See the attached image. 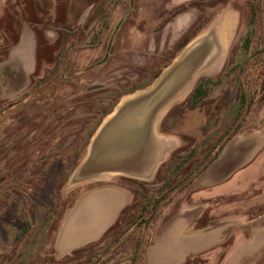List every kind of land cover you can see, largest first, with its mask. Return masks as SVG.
<instances>
[{
    "label": "rangeland",
    "instance_id": "obj_1",
    "mask_svg": "<svg viewBox=\"0 0 264 264\" xmlns=\"http://www.w3.org/2000/svg\"><path fill=\"white\" fill-rule=\"evenodd\" d=\"M105 1L0 0V264H143L151 238L181 248V238L190 235L179 228L174 237L177 224L185 223L180 218L195 220L196 235L224 225L240 228L244 235L235 238L233 247L248 246L242 264H264V0H227L214 10L198 0L175 16L174 8L187 0H119L99 46L82 48L96 20L88 24V18L96 9L109 8ZM212 11L216 14L205 31L222 39L223 54L188 88L199 89L187 103L193 109L181 118L176 112L168 115L162 123L182 140L178 155L193 157L176 177L156 173L149 180H121L133 195L126 221L85 250L58 255L53 240L60 219L90 185L72 171L93 115L87 110L89 99L101 94L99 102L109 107L117 93L166 65L164 58L191 39L196 21L209 22ZM57 64L61 70L53 72ZM50 69L54 90L21 98ZM94 84L102 87L97 94L88 91ZM238 132L241 138L225 142L221 152L222 137ZM217 150L220 155L201 174L209 187L200 195H234L240 202L209 200L184 214L168 211L154 230L153 221L140 228L138 211L146 198L165 195L159 216L172 205L190 202L188 172L198 173ZM233 230L218 245L216 261L200 253L184 264L218 262ZM169 249L176 251L174 245ZM148 259L160 264L154 249Z\"/></svg>",
    "mask_w": 264,
    "mask_h": 264
},
{
    "label": "crops",
    "instance_id": "obj_2",
    "mask_svg": "<svg viewBox=\"0 0 264 264\" xmlns=\"http://www.w3.org/2000/svg\"><path fill=\"white\" fill-rule=\"evenodd\" d=\"M207 28L208 26L201 32V34H199L198 36L193 38L190 42H188L186 44V48L189 47L198 38L207 35L209 33V32L206 33L205 31ZM212 37L214 39L216 48L212 54L203 58V61L204 60L205 61L202 64V66L199 68L195 76L193 77L189 86L186 89H168L165 96L167 97L171 95V97L167 101H165L162 105L154 107L155 112L151 122V133L149 136H147V139L143 142L141 147L137 149L132 154V156L127 157L125 159H116L114 157L110 159V156L103 157L102 162L103 164H106L105 166H109L110 162H118L119 167L122 170L99 173L97 169L99 168L98 163H97L98 165L96 164L95 166H89L88 168L86 167L85 169L84 168L82 169V163L86 161L88 157L89 145L91 143V140L97 133L98 129L113 116L116 109L119 107V105L122 103L123 100L145 89H139L133 93L124 95L122 99H120L119 102L115 105L114 109L102 119L101 123L98 125V127L96 128V130L89 139V142L85 150V154L83 155L82 159L75 168L76 170L78 169L80 174L79 181L82 182V184H90V185L88 186V188L84 189L83 193L79 196L76 202H74L68 208V210L64 212V214L60 219L53 240V247L58 255L63 256L70 254L72 253V251L78 248L84 247L95 241H98L100 238H102V236L106 233V231L110 227H112V225L116 222L121 211L126 207V205L132 199L131 192L128 189L119 186L118 184V182L122 179V177L137 179L141 181L152 179L155 176L158 169L164 163L167 162V160L170 157V154L174 150L182 147L181 145L182 140H180L178 135L171 133H164L160 131V123L163 117L167 114V112L171 109L173 105L183 101L190 94L192 89H188V88L194 82L195 77L198 75H205L204 70L210 64L217 62L221 54H223L225 44L223 43L222 39L214 36ZM181 53L182 51H180L172 59L170 64L173 61H175ZM234 138H241V133L238 132L237 134H234L226 143H228L231 140H234ZM244 141L245 140H243V142ZM240 143H241V139H240ZM246 143L245 145H247ZM225 144L221 152L224 150ZM245 145H241V146L243 147ZM214 160H212V162ZM211 163L207 166L206 169H208ZM244 166H246V163L240 165L241 168H243ZM205 170L200 172L186 186V188L187 187L190 188L187 191V196L189 195L190 202H183L182 204H184L185 206H183L180 203L177 205L176 204L172 205L173 207L170 206L164 209L162 214L156 220V223L159 220H162V218L165 217L167 213H169L171 210L173 211L176 210L179 211L180 214H184L185 212H187V210L191 211L190 208H193L196 204L206 202L209 200L213 203L221 202L220 204H223L222 201H224L226 204L240 202V200L238 201L239 197L234 195L229 197H224V196L202 197L200 194L206 188L209 187L208 181H206L204 178H201L202 177L201 174ZM82 171L85 174L83 177H82ZM182 219L185 220V223L182 224L180 222V225L177 224L176 227L177 230H175L176 233L174 234L173 232V235L174 237L176 236V238H178L177 235L180 233L179 228H181L180 231L182 230L184 231V233H189L190 236L181 238L182 239V241H180L181 248L178 247L177 243L174 244L173 242L166 243V240L163 241L159 240L157 243L153 238H151L150 243L148 244L145 250L143 264H151L149 262L151 260L148 259V256L150 251H152L153 249L154 251L157 252V257L159 258L158 263L160 264L161 263L184 264L189 258L194 257L195 255H198L200 253L206 254V258L208 262L216 261L214 257L215 256L214 253L216 252L217 247H219L218 245H220L225 241L226 236L228 237V234L230 235V231L232 232L234 228L232 229L231 225H224L212 230L209 233H202L196 235L198 230H194L195 220L193 219L187 220L185 218H180V221H182ZM156 223L153 225V230L157 228L158 223L157 224ZM233 231L234 234L232 236V241L230 242L231 244L228 246V248L224 252L223 256L220 258V260L214 264H242L244 262V257L247 254L246 250L248 246L246 247V245L244 244L239 247H233L235 246L234 245L235 238L244 235V233L241 232L243 230L238 228V229H234ZM191 237H192L191 240H187L188 238ZM246 238L249 237L247 235L243 237V239L245 240ZM183 239L186 240V242H184ZM173 245L176 247V251L169 249V247H172ZM165 251L166 253H164ZM242 259L243 261L241 262Z\"/></svg>",
    "mask_w": 264,
    "mask_h": 264
},
{
    "label": "water",
    "instance_id": "obj_3",
    "mask_svg": "<svg viewBox=\"0 0 264 264\" xmlns=\"http://www.w3.org/2000/svg\"><path fill=\"white\" fill-rule=\"evenodd\" d=\"M215 48L211 35L198 38L161 72L152 85L123 100L91 140L82 169L98 163L99 173L122 170L118 162H110L109 166H105L103 157L125 159L132 156L151 133L154 107L162 105L171 97L165 96L168 89H186L204 63L203 58L212 54ZM74 174L79 180L78 169H75ZM84 175L82 171V177Z\"/></svg>",
    "mask_w": 264,
    "mask_h": 264
},
{
    "label": "trees",
    "instance_id": "obj_4",
    "mask_svg": "<svg viewBox=\"0 0 264 264\" xmlns=\"http://www.w3.org/2000/svg\"><path fill=\"white\" fill-rule=\"evenodd\" d=\"M194 1H198V0H189L187 2H184V4L182 3L181 5H178L174 8V12H173V16H175L176 14L178 13H181L185 10V5L190 3V2H194ZM203 2L204 1H208L209 4H208V7L207 8H212V10H214V8L216 6H225L228 1L227 0H200V2ZM201 2V3H202ZM119 3V0H106L105 1V4L106 5H109V8H104L102 9L101 11H98L96 9V11L89 16L88 18V24H91L95 19V23L93 24V32L91 34V36L85 40L83 43H82V48H94V47H97L99 46V44L101 43V37L108 25V19L110 18V14H111V10L114 9L117 4ZM216 14V13H215ZM214 12H210V15L211 18L209 19V22H206V21H203V23H200L199 20L198 22L196 21L194 23V25L192 27H195L196 26V33L191 37V39H193L195 36L198 35V33L200 31H203L208 25L209 23L212 21L213 17L215 16ZM169 20H167L168 22ZM192 25V24H191ZM188 40V42L191 41ZM186 42V44L188 43ZM183 42H180L179 45H178V49L177 47L174 49L173 53L171 52L170 55L167 57V58H164V60L166 61V65H168L172 59L180 52V50L182 49V47L184 45ZM168 63V64H167ZM165 64L162 65V67H159L157 68L152 75H150L146 80H143L141 82H138L136 84H134V86L131 88V89H127L125 91H123L122 93L120 94H116L115 95V99L114 101L109 105V107H104L102 106V103L99 102V99H100V95L97 97L95 96L94 99L90 98L89 101H88V104H87V110H89V113L93 114L91 115L89 120L86 124H87V127H86V132H85V135L84 137H82V142H81V148L80 147H75V149H78L80 148L81 151H79V154L81 157L79 158L78 162L76 163V165L73 167L72 171L76 168V166L78 165V163L80 162V160L82 159L83 155L85 154V150H86V147H87V144L89 142V139L90 137L92 136V134L94 133V131L96 130V128L98 127V125L101 123L102 119L107 115L109 114L115 107V105L117 104V102H119L120 98L123 97L124 95H127V94H130V93H133L135 92L136 90H139V89H145L149 84H151V82L153 80H155L161 73L162 69L166 66ZM59 71L61 70V68L57 65H55L53 67V72L54 71ZM52 70H47L44 75L41 77V79H39L38 81H36L35 83H33L32 85V89H27V91H24L23 93V96L21 98H25L26 96H35V95H38V94H41L42 92H50V91H53L54 89H50L49 88V78L47 77V74H49V72H51ZM48 72V73H47ZM47 77V78H46ZM42 80V81H41ZM88 91L91 92V91H95L94 94H97V91L102 89V87H98L97 85H90L88 87ZM100 88V89H99ZM196 85L195 87L192 89V91L190 92V94L181 102L173 105L171 107V109L167 112V114L163 117L161 123H160V131L161 132H164V133H169L167 132L164 128H163V120L166 119L169 116H172L175 114L176 112V117L178 118H181L184 116V114L187 112V111H190L193 109V107H189L187 106V103L188 101L190 100V96L193 95L195 92H197L199 89H196ZM80 90V89H79ZM86 90V89H84ZM100 93V92H98ZM193 93V94H192ZM98 99V101H97ZM21 100V99H20ZM242 101H244L242 99ZM11 104H14V103H11ZM10 104V105H11ZM239 127V125L236 126V128L234 129L237 130ZM235 133H231V134H227L224 138L222 137V135L219 137V139L217 140V142H219L221 140V137H222V145L227 142ZM217 142L215 144H213L212 148H216L217 146ZM80 145V142L78 143ZM182 149V147L174 150L171 154H170V157L169 159L167 160L166 163H164L159 169L158 171L156 172L157 174L158 173H161V174H165V176L168 177V175H173L174 177L176 176H179L178 174L180 172H178L182 167H183V164H185V162L187 163L188 162V159H191L193 157V153L191 155H188V156H179L178 152H180ZM221 150V148H220ZM220 150H217L215 151L216 153H214L213 156H209L207 155V162L204 163V165L200 168V170L198 171V173L202 172L203 170H205L207 168V166L210 164V162H212V160H214L220 153ZM75 154V150H74V153H72V155ZM192 170V169H191ZM198 173H191L188 172V174L191 176L190 178H188V184L196 177V175ZM172 176V177H173ZM123 181H141V180H137V179H132V178H127V177H122ZM121 180L118 182L119 186L123 187V188H126L128 189L129 191H132L130 187H128L127 184H122L121 183ZM121 183V184H120ZM186 184V186L188 185ZM175 187V186H173ZM154 197H149V198H146L147 201H145L144 204L141 205V207L139 208V211H138V216L140 217L141 220V223L140 224V228L142 226V228H146L148 227L149 223H152V221L154 222L153 225L155 224L156 220L159 218V214L160 212L158 211L159 210V207L162 203L161 200L163 201V199L165 198V195L163 196H159L157 199H153ZM132 199H133V195H132ZM131 199V201H132ZM154 200V202H152ZM131 201L126 205V207L121 211V213L119 214L116 222L112 225V227H110L106 233L102 236V238H100L98 241H101L105 236H107V234L110 232V230L112 228L115 227V225H118L120 223V220H122V223L126 220L123 221L124 217L125 216H129V214H127L128 210H129V205L131 203ZM158 215V216H157ZM116 230H120V228L118 227ZM98 241H95L89 245H93L95 243H97ZM89 245H86L84 247H81V248H78L74 251H72V253L82 249V250H85Z\"/></svg>",
    "mask_w": 264,
    "mask_h": 264
}]
</instances>
